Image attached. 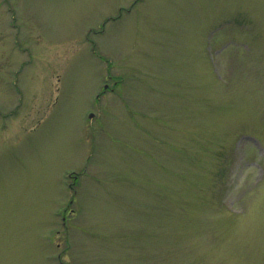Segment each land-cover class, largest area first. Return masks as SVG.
Masks as SVG:
<instances>
[{
    "label": "rangeland",
    "instance_id": "obj_1",
    "mask_svg": "<svg viewBox=\"0 0 264 264\" xmlns=\"http://www.w3.org/2000/svg\"><path fill=\"white\" fill-rule=\"evenodd\" d=\"M0 264H264V0H0Z\"/></svg>",
    "mask_w": 264,
    "mask_h": 264
}]
</instances>
